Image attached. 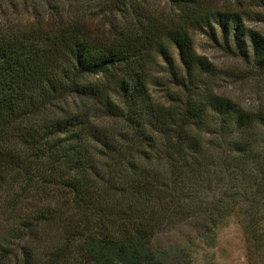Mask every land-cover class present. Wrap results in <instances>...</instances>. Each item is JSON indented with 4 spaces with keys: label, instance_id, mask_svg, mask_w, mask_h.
<instances>
[{
    "label": "trees",
    "instance_id": "trees-1",
    "mask_svg": "<svg viewBox=\"0 0 264 264\" xmlns=\"http://www.w3.org/2000/svg\"><path fill=\"white\" fill-rule=\"evenodd\" d=\"M168 1L162 15L143 0H0V264H179L152 242L173 190L200 200L224 169L258 229L264 110L211 89L190 29L260 62L264 35L207 0ZM160 57L178 89L154 76Z\"/></svg>",
    "mask_w": 264,
    "mask_h": 264
},
{
    "label": "rangeland",
    "instance_id": "rangeland-1",
    "mask_svg": "<svg viewBox=\"0 0 264 264\" xmlns=\"http://www.w3.org/2000/svg\"><path fill=\"white\" fill-rule=\"evenodd\" d=\"M207 1L223 11L241 13L248 28L264 35V0ZM143 2L151 3L162 15H167L172 8L168 0ZM99 18L101 16L96 21ZM190 34L196 52L209 63L210 70L203 69L201 73L211 81V89L251 110H264V60L256 61L252 50L250 57L245 58L233 40H227L219 29L218 40H214L205 29L191 28ZM172 54L175 63H179L180 56L175 49ZM154 70V76L170 82L173 90L178 89L166 59L160 57ZM151 90L157 100L164 99L167 94L166 87L155 82L151 84ZM262 139L264 145V137ZM217 159V163L224 160ZM220 165L226 167L224 163ZM230 179V173L224 169L221 179L213 181L200 200L188 196L186 190H173L178 201L176 208L166 225L154 236L153 246L174 253L179 264H264V218L260 219L257 230H250L257 220L249 213L252 201L244 195L243 189L238 188L240 184L232 186ZM226 193L230 196L236 194L235 198ZM228 207L229 212L238 210L239 213H225ZM258 215L264 217L262 206Z\"/></svg>",
    "mask_w": 264,
    "mask_h": 264
}]
</instances>
